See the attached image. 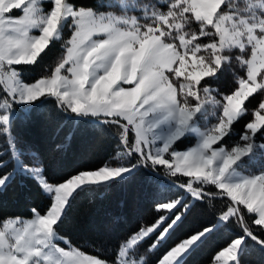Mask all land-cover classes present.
Listing matches in <instances>:
<instances>
[{
  "label": "snow or ice",
  "instance_id": "obj_1",
  "mask_svg": "<svg viewBox=\"0 0 264 264\" xmlns=\"http://www.w3.org/2000/svg\"><path fill=\"white\" fill-rule=\"evenodd\" d=\"M160 4L166 10L111 0L98 6L0 0V134L7 143L0 152V191L21 171L50 198L43 214L32 208L31 219L0 220V264H148L138 255L145 241L152 240L146 252H154L214 199L225 200V209L170 246L157 264H185L220 224H235L241 234L220 245L209 264H241L248 240L264 249V143H257L264 140V0ZM101 7H120L124 14ZM65 29L69 38L49 74L24 82L26 66L42 62ZM233 64L240 69L234 87L226 94L213 89ZM37 102L54 103L77 125L114 127L117 154L127 163L106 161L49 182L42 166L20 159L11 131L16 106ZM193 137L194 145L182 147ZM9 164L13 171L5 172ZM160 168L170 178L187 179L175 185L174 198L157 202V218L126 236L112 259L86 254L59 234L81 192L122 183L138 169L159 175Z\"/></svg>",
  "mask_w": 264,
  "mask_h": 264
},
{
  "label": "trees",
  "instance_id": "obj_2",
  "mask_svg": "<svg viewBox=\"0 0 264 264\" xmlns=\"http://www.w3.org/2000/svg\"><path fill=\"white\" fill-rule=\"evenodd\" d=\"M78 2L97 6L101 4L98 0ZM140 3L157 4L160 5V10H166L159 0H145ZM108 8L119 11L118 7H101L99 10ZM69 35V31L65 29L61 40L56 42V47L42 62L26 66L28 70L22 73V80L28 83L47 76L50 66L60 55V45ZM234 74H240L239 66L235 64L211 87L226 94L235 85ZM256 103V100H253L248 104L249 114L243 118L244 121L251 118ZM28 106H24L27 107L25 112L15 108L12 137L16 141L20 159L28 165L35 163L42 166L43 174L49 182L63 181L79 170L92 169L106 161L114 166L127 163L126 155L122 152L117 154L121 150L118 149V133L114 127L93 128L86 123L77 125L66 119L54 103H42L31 108ZM240 130L241 125H238L234 132L238 134ZM191 144L190 138L182 147ZM6 147V137L0 134V152ZM4 171L12 172L13 165L9 164ZM184 179L187 178L168 177L163 168L159 169V175L150 169H138L122 183L112 184L99 191L81 192L71 202L59 234L85 253L110 260L118 244L126 236L141 226L150 225L157 218V202H167L174 198L177 193L175 185ZM49 202V196L42 192L40 185L31 175L16 171L7 188L0 191V220L6 217L29 218L32 216V208L44 213ZM224 209L223 199H214L210 205L195 209L172 237L157 250L147 253L146 249L152 243V240H147L138 250V255H146L148 264L157 263L170 246L212 220L214 216H218ZM239 234L240 230L235 224L228 227L220 224L217 233L188 257L185 264H209L219 246ZM241 264H264V249L248 240Z\"/></svg>",
  "mask_w": 264,
  "mask_h": 264
},
{
  "label": "rangeland",
  "instance_id": "obj_3",
  "mask_svg": "<svg viewBox=\"0 0 264 264\" xmlns=\"http://www.w3.org/2000/svg\"><path fill=\"white\" fill-rule=\"evenodd\" d=\"M145 0H111V2L112 3H114V4H117V5H120V4H134V5H137V6H140V5H144L143 3H140V2H144ZM109 2V0H98V3H101V4H107ZM159 2H160V0H159ZM118 9H119V11H117V10H115V8H108V9H106V10H104V12H111V13H113L114 15H122V14H124L123 13V9L122 8H120V7H118ZM129 15H131V14H136V15H141V13L140 12H136V13H131V12H129L128 13ZM19 107V106H18ZM210 119H213V121H214V118H210ZM192 139V144L191 145H189V146H192V145H194V143H195V137H193V138H191ZM238 139V135L235 137V135H234V137L232 138V140H230L229 142V144H233V143H235V141ZM187 141H189V140H187ZM257 143H264V140H258L257 141ZM189 146H187V147H189ZM41 187V186H40ZM42 189V188H41ZM42 192L45 194V192L42 190ZM47 195V194H46ZM43 214V213H42ZM32 218V216L31 217H27V218H23V219H25V220H28V219H31ZM0 226H2V225H0ZM63 237V236H62ZM66 238V237H65ZM60 246H62V247H67L66 245H64L62 242H60ZM76 247V246H75ZM78 248V247H77ZM87 254V253H86ZM155 264H157V263H155Z\"/></svg>",
  "mask_w": 264,
  "mask_h": 264
},
{
  "label": "water",
  "instance_id": "obj_4",
  "mask_svg": "<svg viewBox=\"0 0 264 264\" xmlns=\"http://www.w3.org/2000/svg\"><path fill=\"white\" fill-rule=\"evenodd\" d=\"M39 104H41V103L37 102L36 105H39ZM19 107L21 108L22 111H24V108H23L22 106H19ZM29 107L31 108L32 106H29ZM170 183H171V184H175V183H173V182H171V181H170Z\"/></svg>",
  "mask_w": 264,
  "mask_h": 264
}]
</instances>
